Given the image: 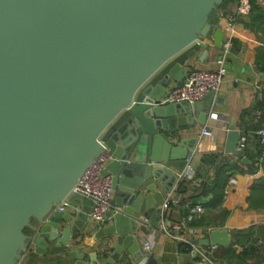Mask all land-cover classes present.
I'll use <instances>...</instances> for the list:
<instances>
[{
  "label": "water",
  "instance_id": "water-1",
  "mask_svg": "<svg viewBox=\"0 0 264 264\" xmlns=\"http://www.w3.org/2000/svg\"><path fill=\"white\" fill-rule=\"evenodd\" d=\"M232 10L233 0H0V264L47 254L114 264L123 252L142 261L136 233L157 225L175 171L198 152L181 133L221 99L170 104L166 89L183 84L191 58L206 59L209 42L223 49L218 24ZM245 137L229 129L224 143L243 164ZM103 147L114 158L103 172L110 223L89 227L92 202L69 194ZM65 199L72 210L57 211ZM88 233L114 243L109 258L74 246ZM194 242L229 247L232 237L213 229Z\"/></svg>",
  "mask_w": 264,
  "mask_h": 264
},
{
  "label": "crops",
  "instance_id": "crops-1",
  "mask_svg": "<svg viewBox=\"0 0 264 264\" xmlns=\"http://www.w3.org/2000/svg\"><path fill=\"white\" fill-rule=\"evenodd\" d=\"M239 43V47L233 51L231 48L223 57V50L213 46L208 49V55L205 60L191 58L188 62L186 74L190 70L215 71L218 67L217 62L222 58L223 66L226 70V76L221 85L219 92L215 95L220 97L219 104H211L210 116L207 118L204 125H197L194 129L183 131L182 138L187 139L196 137L203 128H208L212 132V138L199 139L195 142V148L198 152L192 155L188 163V167L194 170V185H189L187 182H178L172 191V196L179 200L181 204L193 203L192 196L200 192L202 186H209L219 169L224 166H230L236 169L234 176L230 177L223 188L222 201L215 209H206L204 206L209 201L211 195L203 196L196 203L201 204L203 213L187 223V228L196 230V234L192 236L193 240H201L208 238V229H227L232 237V244L235 241V232L246 231L252 229L256 239L254 246L258 247V255H254L246 263L237 262L236 259L225 256L229 247H218L215 252V257L221 264H264V259H261L264 250V207L259 206L254 208L248 207V197L251 194L252 185L261 177H264L262 170L254 173L252 161L248 159L247 154H255L257 150V131L264 128V123L261 121V112L258 109V102L264 98V94L258 95L256 85H261L264 88L263 71L254 69L256 53L259 50H264V35L257 30L244 28L240 36L233 38ZM262 42L263 45H258ZM185 74V77H186ZM183 78V81L185 80ZM177 85L173 81L168 88ZM166 89V92L168 90ZM231 122L234 124L230 126ZM264 122V121H263ZM229 129L244 130L246 133L245 146L242 148L243 157L250 161L243 164L240 159L235 158L230 154L224 153V143L226 133ZM176 172V171H175ZM158 185V183H156ZM186 186L183 188V186ZM159 190H162L159 184ZM207 190V189H206ZM167 194L164 195V198ZM68 210H72L68 207ZM224 212H227V217L223 219L221 226H217L221 219L219 218ZM187 211L182 206L170 207L164 212L163 217L167 224L179 223L186 217ZM209 219V226L205 224L193 225L201 217ZM207 217V218H206ZM144 220V219H143ZM110 221H105L99 227H106ZM90 226L94 225L89 221ZM260 230L261 234L256 230ZM256 230V231H255ZM136 237L142 243L149 240L150 232L143 234L136 233ZM104 240L93 241V234L88 233L75 247L82 248L85 254L93 256L95 253L99 256L98 260L109 258L113 252V242L110 240L105 245ZM153 250L152 258H159L160 264H193L195 260L180 248L179 243L155 233L153 235ZM231 244V245H232ZM236 254H239L242 247L235 244L232 245ZM142 250V249H141ZM135 262L132 256L127 252H123L114 264H140ZM20 264H63L58 258L52 255L28 257L24 256Z\"/></svg>",
  "mask_w": 264,
  "mask_h": 264
},
{
  "label": "built area",
  "instance_id": "built-area-1",
  "mask_svg": "<svg viewBox=\"0 0 264 264\" xmlns=\"http://www.w3.org/2000/svg\"><path fill=\"white\" fill-rule=\"evenodd\" d=\"M252 1L260 8L264 9V0H234L233 10L229 11L227 18H221L218 27L222 31L223 57L228 54L232 40L236 36H240L244 29L243 22L247 21L251 13ZM220 16V15H219ZM205 40H199L197 43L205 44ZM210 46L212 43H208ZM258 45H263L259 42ZM218 67L215 71L204 70H190L185 77L182 85H174L168 88L166 97L163 101L173 103H187L193 105L201 101L207 94L212 93L216 95L226 76V70L223 66L222 58L217 62ZM254 69L256 67L254 66ZM258 95L264 92L261 85H256ZM212 132L208 128H203L197 134L199 139L212 138ZM260 137L261 144H264V128L257 131ZM114 160L112 155L108 152L106 147H103V152L90 164L84 174L77 181L72 188L69 196H79L88 199L92 202V207L88 212V220L93 223L103 224L106 221V214L111 209V200L113 198L114 189L112 186V177L110 174H103L107 166ZM261 158L259 159V161ZM186 166L182 171H176L177 183L187 182L189 185H194V170ZM171 190L164 198L161 210V219L157 225L151 230L149 240L142 243L143 259L140 264H145L149 258H152L153 250V235L155 233L162 234L167 238L185 246V250L197 263L205 264H221L215 257V252L218 246L202 247L198 246L193 240L192 236L196 234V230L187 228V223L203 213L201 204L190 205L189 203L181 204L179 200L174 198ZM182 206L187 215L179 223L167 224L163 217L170 207ZM68 209L66 199L56 205V210L64 212ZM148 225V220L144 219ZM211 231V229H208Z\"/></svg>",
  "mask_w": 264,
  "mask_h": 264
},
{
  "label": "trees",
  "instance_id": "trees-1",
  "mask_svg": "<svg viewBox=\"0 0 264 264\" xmlns=\"http://www.w3.org/2000/svg\"><path fill=\"white\" fill-rule=\"evenodd\" d=\"M244 28L250 29V30H257L260 33H263L264 31V9L258 7L253 1L251 3V13L247 21L243 22L242 24ZM239 47V43L236 40H232L231 49L233 51L236 50V48ZM254 66L257 70L264 72V50H259L256 53V59ZM264 94V92H263ZM259 106L258 109L261 112V121L264 123V98L260 102H258ZM261 138L258 137L257 139V150L255 151V154H247L246 156L248 159L252 161L253 170L254 173L258 172L260 169L262 170L264 174V144H261ZM261 160L259 161V159ZM236 173V169L230 166H224L221 169H219L215 175L214 180L210 183L209 186L201 187L200 192L195 193V196H192L190 199H192L193 203H189L190 205L198 204L196 203L199 201L203 196H207L208 194L211 195L209 201L205 204V208L215 209L217 208V205H219L222 201L223 196V188L226 185L228 179L232 176H234ZM183 186V185H182ZM186 186H183L185 188ZM207 189V190H206ZM251 194L250 197H248V207L254 208L259 206L260 208L264 207V177L259 178L251 187ZM227 212H224L222 215H220L221 221L219 222L217 226H221V223L223 219L227 217ZM207 218V217H206ZM202 225L205 224V226H209V219H205L204 217H201L196 223H193V225ZM259 234H261L260 230L256 229ZM255 230V231H256ZM235 241L233 244L242 247V250L239 254L235 253V250L233 249V244L229 246V248L226 251L225 256L231 257L233 259H236L237 262L246 263L247 260H250L254 255H258L259 250L258 247L254 246V241L256 239V235H254V231L252 229L244 231H238L235 232ZM180 248L183 249L185 253H188L185 250L184 245H180ZM261 259H264V250L263 255L261 256Z\"/></svg>",
  "mask_w": 264,
  "mask_h": 264
},
{
  "label": "rangeland",
  "instance_id": "rangeland-1",
  "mask_svg": "<svg viewBox=\"0 0 264 264\" xmlns=\"http://www.w3.org/2000/svg\"><path fill=\"white\" fill-rule=\"evenodd\" d=\"M27 233H29V230H26Z\"/></svg>",
  "mask_w": 264,
  "mask_h": 264
},
{
  "label": "flooded vegetation",
  "instance_id": "flooded-vegetation-1",
  "mask_svg": "<svg viewBox=\"0 0 264 264\" xmlns=\"http://www.w3.org/2000/svg\"><path fill=\"white\" fill-rule=\"evenodd\" d=\"M234 1V0H233Z\"/></svg>",
  "mask_w": 264,
  "mask_h": 264
}]
</instances>
